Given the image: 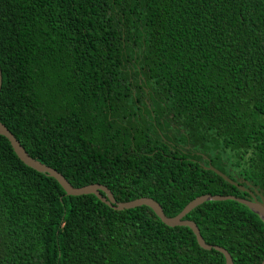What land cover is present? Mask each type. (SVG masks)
<instances>
[{
	"label": "trees",
	"instance_id": "trees-1",
	"mask_svg": "<svg viewBox=\"0 0 264 264\" xmlns=\"http://www.w3.org/2000/svg\"><path fill=\"white\" fill-rule=\"evenodd\" d=\"M0 124L73 188L264 199V0H0ZM232 264L264 259V222L235 200L184 217ZM0 264H225L141 206L68 197L0 136Z\"/></svg>",
	"mask_w": 264,
	"mask_h": 264
},
{
	"label": "water",
	"instance_id": "water-1",
	"mask_svg": "<svg viewBox=\"0 0 264 264\" xmlns=\"http://www.w3.org/2000/svg\"><path fill=\"white\" fill-rule=\"evenodd\" d=\"M0 84H1V77H0ZM0 136L7 140L14 155L24 166L32 169L33 171L37 173L45 174L48 177L54 179L56 183L59 185V187L64 191L65 196L78 197V196L93 195L100 203L106 205L108 208L112 209L113 211L130 210V209H134V208L141 207V206L147 207L153 212V214L159 219V221L166 227H169V228L187 227L194 235L196 244L198 245L200 249L205 250V251L214 250L216 252H219L223 256L225 264H232L231 258L229 257L228 253L220 247L206 245L203 242L202 238L200 237V234L195 224L191 221L184 220L183 217L187 213H189V211H191L192 209H194L195 207L199 206L200 204L204 202L235 200L236 202L246 206L251 212L256 214L260 218L261 221L264 222V199L259 194H256L259 198V200L257 201L255 199V196L251 192L243 189V187L241 186H238L237 185L238 182L236 183L232 182L230 179H228L226 176H224L222 173L215 170L211 166H207L203 169L209 170L210 172L214 173L216 176L220 177L226 183L238 188L240 191L248 193L251 197V201L234 199L229 196L219 197V196L205 195V196L197 197L194 200H192L175 217L167 218L163 215L160 206L150 198L143 197V198L135 199L129 202L118 203L113 199L109 190H107V188L104 186L94 184V185H87L81 188H73L59 173L41 164L38 161L31 159L25 153L23 148L19 145L18 141L1 124H0ZM260 264H264V259L262 260Z\"/></svg>",
	"mask_w": 264,
	"mask_h": 264
}]
</instances>
